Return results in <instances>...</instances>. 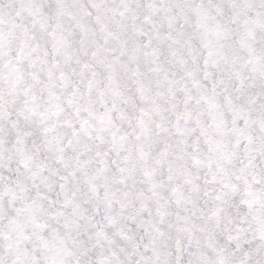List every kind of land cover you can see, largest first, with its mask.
<instances>
[{
    "label": "snow or ice",
    "instance_id": "snow-or-ice-1",
    "mask_svg": "<svg viewBox=\"0 0 264 264\" xmlns=\"http://www.w3.org/2000/svg\"><path fill=\"white\" fill-rule=\"evenodd\" d=\"M0 264H264V0H0Z\"/></svg>",
    "mask_w": 264,
    "mask_h": 264
}]
</instances>
